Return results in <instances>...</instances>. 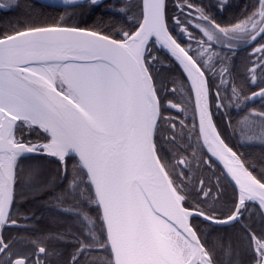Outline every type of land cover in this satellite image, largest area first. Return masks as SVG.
Masks as SVG:
<instances>
[{
	"label": "snow or ice",
	"instance_id": "6c2138e0",
	"mask_svg": "<svg viewBox=\"0 0 264 264\" xmlns=\"http://www.w3.org/2000/svg\"><path fill=\"white\" fill-rule=\"evenodd\" d=\"M59 7L0 34V264H264V103L228 135L264 101V0Z\"/></svg>",
	"mask_w": 264,
	"mask_h": 264
},
{
	"label": "trees",
	"instance_id": "16d2710c",
	"mask_svg": "<svg viewBox=\"0 0 264 264\" xmlns=\"http://www.w3.org/2000/svg\"><path fill=\"white\" fill-rule=\"evenodd\" d=\"M117 2L118 0H112L113 4H116ZM16 3L18 5L17 7L0 8V34L4 32H10L13 28H19L23 23L33 19L37 21L51 22L54 19H59L60 13L64 11V9L62 8L46 6L33 0H16ZM123 3L131 4L134 6L132 8V11L128 13V17L134 19L139 10L138 7L135 6L139 5L141 3V0H123ZM101 7H104V5H102ZM76 12L78 13V15L73 17L74 20H81L86 18V8H78L76 9ZM93 19H95V17ZM121 19L124 18L117 17V20ZM88 23L91 24L92 20H88ZM247 111H252V108ZM241 150L247 152L250 156H259V154L264 151V143H246L245 147ZM27 163L29 162L25 161V164ZM21 167H24V165L22 164ZM50 167L54 168L55 164L50 165ZM209 173L211 172L206 171L204 174L210 176L211 174ZM39 204L40 201L33 200L31 203H26L24 207L30 211L35 210L36 216H40L43 210H38ZM40 226L43 227L44 225L42 224Z\"/></svg>",
	"mask_w": 264,
	"mask_h": 264
},
{
	"label": "flooded vegetation",
	"instance_id": "af4514ba",
	"mask_svg": "<svg viewBox=\"0 0 264 264\" xmlns=\"http://www.w3.org/2000/svg\"><path fill=\"white\" fill-rule=\"evenodd\" d=\"M238 2H240V0H232L233 4L238 3ZM246 2L250 3L251 0H246ZM203 3L207 5V4H210V3H215V0H203ZM169 10H170V12L172 11V9H171V0H169ZM238 11H239V9H229L226 13H224V17L228 18L231 15H233L235 12H238ZM255 46L256 45H253V47H255ZM250 51H251V48H242L240 50V52L238 53V56H237V59H236V70H237V72L243 73L244 69L241 66V59L242 58H246L247 54ZM161 58H163V57H161ZM249 67H251V65H249ZM168 87L172 88L173 85L168 84ZM251 90L254 91V90H258V89L253 88ZM247 94L250 95L251 94L250 91ZM176 95H177V97L179 99H182L184 101V103L187 105V95H186V93L183 94V96H182L181 93L178 92ZM261 103H264V101H260L259 99H257L255 102H249L247 104V107L244 108L243 111H240V112L232 111L231 113H229V115L232 117V120L235 123V127H236L234 136H233V133H232L231 129L228 132V135L233 138V143H235L237 139H244L243 135L246 138H248V137H252L251 136L252 133L253 134H259V131H258L259 128L258 127L257 128L251 127L250 123H245L242 120V117H243L245 112H249L247 110H249L250 108H252V110L255 109V108H258ZM165 115H172L177 120L187 118V123H188L189 127H191V123H192V109H191V107H188L187 112L181 113L179 116H177L175 110H170L169 112L165 113ZM245 131L247 133H244ZM193 139H194V137H193ZM250 142L251 141H248L247 143H250ZM251 143L259 144V143L255 142V141H253ZM209 174H211V173H209ZM21 223H25V222L21 221Z\"/></svg>",
	"mask_w": 264,
	"mask_h": 264
},
{
	"label": "water",
	"instance_id": "95a60500",
	"mask_svg": "<svg viewBox=\"0 0 264 264\" xmlns=\"http://www.w3.org/2000/svg\"><path fill=\"white\" fill-rule=\"evenodd\" d=\"M33 1L46 6L56 7V8H60L59 5L61 4V0H33Z\"/></svg>",
	"mask_w": 264,
	"mask_h": 264
},
{
	"label": "rangeland",
	"instance_id": "374dc122",
	"mask_svg": "<svg viewBox=\"0 0 264 264\" xmlns=\"http://www.w3.org/2000/svg\"><path fill=\"white\" fill-rule=\"evenodd\" d=\"M0 3L7 4L8 0H0ZM3 8H5V7H3ZM258 131L260 132V129ZM244 133H247V132L245 131ZM258 135L259 134H253V133L251 134L252 137H258ZM243 137H244V139H247L244 135H243ZM249 141H251V142L255 141V142L259 143V144L262 143L261 140H259L258 138H254V139H251Z\"/></svg>",
	"mask_w": 264,
	"mask_h": 264
}]
</instances>
